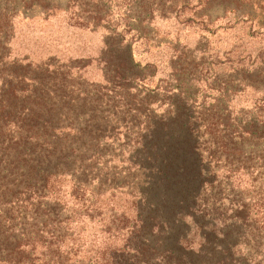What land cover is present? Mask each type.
I'll return each instance as SVG.
<instances>
[{"label":"trees","instance_id":"obj_1","mask_svg":"<svg viewBox=\"0 0 264 264\" xmlns=\"http://www.w3.org/2000/svg\"><path fill=\"white\" fill-rule=\"evenodd\" d=\"M106 2L52 9L92 31ZM12 17L0 8V264H264V114L174 110L195 97L141 92L152 74L113 32L92 53H13Z\"/></svg>","mask_w":264,"mask_h":264},{"label":"rangeland","instance_id":"obj_2","mask_svg":"<svg viewBox=\"0 0 264 264\" xmlns=\"http://www.w3.org/2000/svg\"><path fill=\"white\" fill-rule=\"evenodd\" d=\"M105 1L108 16L91 31L78 26L74 6L58 10L67 0H0V8L13 14L11 51L36 58L92 53L101 38L113 32L131 44L134 61L152 74L137 85L141 92L176 83L195 97L194 102L187 97L188 103L182 98L186 93L172 98L174 110L191 117L213 112L220 116L226 100L236 116L264 114V108L255 106L264 104V0H209L202 11L200 0ZM227 10L237 14L231 11L222 19ZM200 13L212 23L201 25ZM248 18L263 27L251 25ZM149 93L160 104L170 99L160 91ZM215 99L220 103L216 110L197 108L198 103ZM153 108L157 113L167 109Z\"/></svg>","mask_w":264,"mask_h":264}]
</instances>
